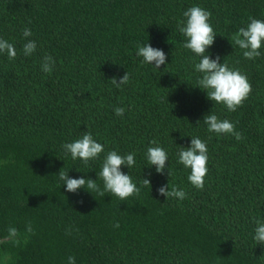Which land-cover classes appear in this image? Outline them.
<instances>
[{
  "label": "trees",
  "instance_id": "16d2710c",
  "mask_svg": "<svg viewBox=\"0 0 264 264\" xmlns=\"http://www.w3.org/2000/svg\"><path fill=\"white\" fill-rule=\"evenodd\" d=\"M192 6L211 13L207 54L252 86L234 112L197 86L200 57L183 47L177 27ZM252 18L264 21V0H0V38L17 51L12 60L0 53V240L9 227L20 232L19 244L0 243V264L6 255L7 264H68L69 256L76 264H264V245L253 239L264 222V42L254 60L232 44ZM28 40L37 48L25 56ZM146 43L166 53L165 65L142 62L137 45ZM46 55L51 73L41 69ZM126 71L129 83L117 88L112 78ZM213 113L243 139L209 132L203 118ZM85 133L104 145L87 166L62 147ZM191 136L208 147L202 190L178 163ZM152 140L168 153L169 176L146 165ZM112 150L135 153V166L121 170L139 196L71 193L58 180L64 171L103 189L97 174ZM168 183L187 198L166 199L158 189Z\"/></svg>",
  "mask_w": 264,
  "mask_h": 264
},
{
  "label": "clouds",
  "instance_id": "9594fccd",
  "mask_svg": "<svg viewBox=\"0 0 264 264\" xmlns=\"http://www.w3.org/2000/svg\"><path fill=\"white\" fill-rule=\"evenodd\" d=\"M184 21H178L177 27L179 32L186 37L183 47L191 50L196 56L200 57L199 62L195 63V71L201 73L202 76L197 80V86L202 90H206L207 97L211 101L226 106L227 110L234 112L240 107L252 92V86L246 75L242 74L238 69H232L227 63H221L220 57L210 58L207 49L213 45L216 33L209 23L211 13L200 6H192L183 12ZM32 35L31 29L25 28L23 36L25 38ZM262 42H264V21L252 18L246 27L239 28L238 32L232 38V44L243 50L245 59L254 60L261 56ZM37 48L34 40H28L23 45V54L25 56L32 55ZM0 53H6L10 60L15 59L17 51L12 43L0 38ZM136 55L142 57V62L152 65L159 69L161 65L167 63L166 53L160 48H154L151 44L146 43L137 45ZM54 66V60L50 55L43 57L41 69L45 73H51ZM130 81L127 71L117 80L112 78V83L117 88L128 84ZM114 112L117 116H123L125 109L116 107ZM209 132H215L217 135H233L237 140L243 139L242 134L235 130L234 124L227 119H219L216 114H207L203 118ZM151 145L145 153L149 167L155 166L157 173H164L169 165L167 151L157 144L156 140L150 142ZM65 154H70L73 160L80 159L84 165H88L90 161L99 158L104 152V145L97 142L91 133H85L81 138L73 142L62 145ZM178 155V163L185 168L190 169L188 176L189 182L197 189H203L205 184V176L208 172V147L206 142L199 137L191 136L190 146L181 147ZM6 163V162H5ZM136 164L135 153L120 155L117 151L107 152L103 161L100 172L97 174L103 181V189L96 183V179L91 178H72L68 172L59 171L58 180L66 186V191L77 193L79 189H87L91 193H97L104 196L110 193L118 197L121 201L127 200L132 196H139L140 187L133 182L129 174L121 170V166H127L129 169ZM151 175V172L148 173ZM143 186H151V181L143 178ZM158 192L165 196L166 199L175 197L180 200L187 198V193L175 185L169 190V183L159 187ZM255 234L253 236L256 244L264 245V222L257 221ZM119 228V222L114 224ZM26 232L34 234V229L29 223L26 226ZM70 234V231L67 233ZM25 237V242H26ZM11 242L13 244L20 243V232L15 227H9L7 236L0 240V243ZM9 258L4 257V264H7ZM68 264H76L74 256L68 257Z\"/></svg>",
  "mask_w": 264,
  "mask_h": 264
}]
</instances>
